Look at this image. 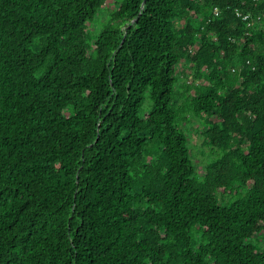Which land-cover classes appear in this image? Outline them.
<instances>
[{"label": "trees", "instance_id": "obj_1", "mask_svg": "<svg viewBox=\"0 0 264 264\" xmlns=\"http://www.w3.org/2000/svg\"><path fill=\"white\" fill-rule=\"evenodd\" d=\"M0 264H264V0H0Z\"/></svg>", "mask_w": 264, "mask_h": 264}, {"label": "rangeland", "instance_id": "obj_2", "mask_svg": "<svg viewBox=\"0 0 264 264\" xmlns=\"http://www.w3.org/2000/svg\"><path fill=\"white\" fill-rule=\"evenodd\" d=\"M108 8L112 10L115 7L113 4H109ZM203 130H204V127L197 122H193L192 126H188L186 128V131L189 136L190 145L192 148V155H193L195 164L197 165L199 173L202 175L204 174V166L209 160L208 158L209 156H207V154L209 153V150L203 147L204 139L200 135V132H202Z\"/></svg>", "mask_w": 264, "mask_h": 264}, {"label": "built area", "instance_id": "obj_3", "mask_svg": "<svg viewBox=\"0 0 264 264\" xmlns=\"http://www.w3.org/2000/svg\"><path fill=\"white\" fill-rule=\"evenodd\" d=\"M254 2H260L261 0H253ZM215 16L219 17L220 16V12L218 10L215 11ZM238 16L241 17V15L238 13ZM244 21H247L250 19V16H245L243 17ZM259 21H261V19H259Z\"/></svg>", "mask_w": 264, "mask_h": 264}]
</instances>
